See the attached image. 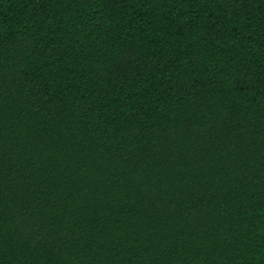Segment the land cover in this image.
<instances>
[{"label":"trees","instance_id":"obj_1","mask_svg":"<svg viewBox=\"0 0 264 264\" xmlns=\"http://www.w3.org/2000/svg\"><path fill=\"white\" fill-rule=\"evenodd\" d=\"M0 264H264V0H0Z\"/></svg>","mask_w":264,"mask_h":264}]
</instances>
